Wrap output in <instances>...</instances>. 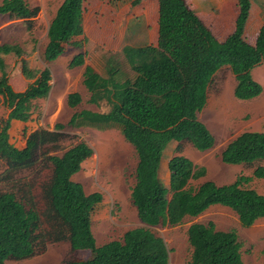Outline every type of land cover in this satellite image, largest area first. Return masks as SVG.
Instances as JSON below:
<instances>
[{
	"label": "trees",
	"instance_id": "trees-1",
	"mask_svg": "<svg viewBox=\"0 0 264 264\" xmlns=\"http://www.w3.org/2000/svg\"><path fill=\"white\" fill-rule=\"evenodd\" d=\"M159 38L156 45H126V58L134 69L133 78L120 79L113 60L108 63V76L92 65H86L83 83L90 93L89 102L109 105L107 112L83 109L72 114V127L90 126L106 129L117 126L137 154L135 184L131 199L145 226L127 230L121 239L103 244L96 242L92 216L103 202L102 192L87 193L73 176L93 154L85 141L67 148L61 155L49 157L51 176L46 189L54 211L69 227L73 252H88L73 257L67 264H169L171 250L166 241L150 227L175 226L185 218L198 217L216 204L230 208L243 227L264 218V193L247 186L252 178L264 177V166L257 165L253 176L240 174L228 184L205 179V166L194 163L183 154L185 142L197 150L215 146L216 137L200 119L208 103L210 86L217 72L230 66L236 78V98L251 100L260 96L263 85L253 76V69L264 60V22L254 44L244 33L250 15L251 0H239L235 30L225 40L212 30L190 7L187 0H158ZM39 6L27 0H2L0 15L23 19L32 29ZM83 0H63L52 18L43 56L47 63L66 48L81 49L69 67L85 64ZM21 59L22 73L36 79L22 91L10 83L5 57ZM19 43H0V95L10 112L0 124V162L13 168L29 166L37 139H26L24 147L11 142L14 121L31 120L35 101L48 97L52 88V71L46 66L34 71L23 57ZM79 92L68 95V104L82 102ZM64 125L57 124L62 130ZM51 137L62 136L48 132ZM175 140V154L169 158V184L160 178V163L166 146ZM225 163L252 166L264 161V131H244L229 141L221 151ZM28 206V207H27ZM43 226L34 205L26 203L14 191H0V264L8 259H25L43 253L51 239L41 237ZM191 254L185 264H245L243 243L236 229H218L214 221L193 222L187 230ZM43 240V242H42ZM43 243L40 247L39 244Z\"/></svg>",
	"mask_w": 264,
	"mask_h": 264
},
{
	"label": "rangeland",
	"instance_id": "rangeland-1",
	"mask_svg": "<svg viewBox=\"0 0 264 264\" xmlns=\"http://www.w3.org/2000/svg\"><path fill=\"white\" fill-rule=\"evenodd\" d=\"M2 0H0L1 3ZM84 42L85 64L69 67L72 57L81 49L66 48L55 60L47 63L43 52L48 41L47 31L57 8L63 0H27L31 6H39L40 11L32 29L27 28L23 19H13L0 15V43H19L24 48L23 57L34 71L49 66L53 79L48 97L35 101L31 120L26 123L14 121L10 131L11 142L18 147L26 145V139H37L30 165L13 168L4 161L0 162V191H14L19 198L30 204L40 215L43 232L41 237L51 239L43 253L25 259H8V264H67L73 257L88 256V252L75 253L71 249L69 227L54 211L47 193V179L51 176L49 157L61 155L67 148L83 140L94 150V154L84 162L83 168L73 176L81 182L87 193L102 192L103 202L93 213V232L98 244L121 239L132 228L145 226L131 199L135 184L137 154L117 126L98 129L90 126L72 127L68 124L72 114L83 109L107 112L106 103L99 107L89 102L90 93L83 83L86 65L94 66L108 76L110 61L118 66L120 79L133 78L136 73L124 54L126 45H156L159 38L158 0H84ZM191 8L213 31L217 39L223 41L234 32L239 12V0H187ZM264 22V0H251L250 18L245 28V39L254 44ZM10 73V83L15 90L21 91L36 78L26 77L21 70V59L13 55L5 57ZM254 78L263 85L260 96L251 100L236 98L234 89L236 78L230 66L220 69L210 86L208 103L200 113L216 137L215 146L207 151L197 150L185 142L183 154L194 163L205 166L207 175L192 181L198 185L205 179L217 184L233 182L238 175L253 176L257 165H235L221 159V151L226 144L244 131H264V60L253 69ZM79 92L82 102L77 107L68 104V95ZM10 107L0 95V124L7 118ZM57 124L64 125L62 130ZM48 132L62 136L51 137ZM177 142H170L161 158L160 178L168 185V161L175 152ZM249 187L264 193V177H253ZM28 207V206H27ZM214 221L221 230L236 229L243 243L245 264H264V218L250 227H243L238 215L221 204L212 206L198 217H186L184 222L175 226L150 227L161 236L171 250L169 264H185L191 254L187 230L193 222ZM48 239V240H49ZM43 242V240H42ZM43 243L39 244V247Z\"/></svg>",
	"mask_w": 264,
	"mask_h": 264
},
{
	"label": "crops",
	"instance_id": "crops-1",
	"mask_svg": "<svg viewBox=\"0 0 264 264\" xmlns=\"http://www.w3.org/2000/svg\"><path fill=\"white\" fill-rule=\"evenodd\" d=\"M149 2L151 1V2H153V0H148ZM206 1H208V0H206ZM84 0H83V17H84V12H85V5H84ZM194 9V8H193ZM196 12H197V10L196 9H194ZM239 13V12H238ZM198 14V13H197ZM238 16V15H237ZM36 18V17H35ZM35 18H34V20H35ZM237 18V17H236ZM249 18H250V15H249ZM249 18H248V20H249ZM236 22V21H235ZM248 22V21H247ZM235 29V28H234ZM84 32H85V30H84ZM213 32V31H212ZM81 66H83V65H81ZM22 91V90H21ZM209 98V97H208Z\"/></svg>",
	"mask_w": 264,
	"mask_h": 264
}]
</instances>
